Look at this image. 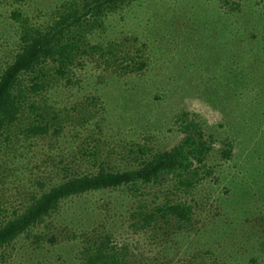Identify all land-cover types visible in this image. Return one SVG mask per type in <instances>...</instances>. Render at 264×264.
I'll return each mask as SVG.
<instances>
[{
	"label": "rangeland",
	"instance_id": "374dc122",
	"mask_svg": "<svg viewBox=\"0 0 264 264\" xmlns=\"http://www.w3.org/2000/svg\"><path fill=\"white\" fill-rule=\"evenodd\" d=\"M63 1L0 0V61H9L18 47L20 25L12 19L13 11H27L30 23H43ZM228 10L225 0H136L111 15L105 38L134 40L153 64L151 69L123 80L109 71L112 77L105 80L107 71L92 58V63L71 71L69 82H54L35 95L38 107L25 109L18 136L0 149L2 205L12 212L32 195L76 173L74 161L88 139H100L105 153L116 152L109 158L111 168L126 169L140 161V154L130 148L147 144L169 149L182 139L183 111L198 114L216 128L225 126L221 109L210 105L193 84L185 90L188 79L180 65L223 50L221 23L231 19H224ZM99 98L100 107H95L92 103ZM35 123H50L52 132L27 136L23 127ZM54 129L61 131L55 134ZM263 131L264 123L256 126L237 142L230 160L201 175L193 193L183 196L199 203L188 228L158 237L149 230L135 231L127 219L123 191L90 193L63 203L59 213L34 228L30 237L6 249L7 259L0 257V264H71L80 254L79 244L69 239L71 233L103 223L118 230L120 244L134 264H172L184 250L203 253L207 264H264ZM226 212H232L231 219ZM38 233L54 241L45 238L34 245ZM228 244L231 247H225Z\"/></svg>",
	"mask_w": 264,
	"mask_h": 264
},
{
	"label": "trees",
	"instance_id": "16d2710c",
	"mask_svg": "<svg viewBox=\"0 0 264 264\" xmlns=\"http://www.w3.org/2000/svg\"><path fill=\"white\" fill-rule=\"evenodd\" d=\"M135 1L64 0L43 23H30L27 11L11 13L20 32L11 59L0 61V149L18 136L17 127L25 109L38 107L33 97L54 82H69L75 67L97 61L96 65L107 71L105 80L112 77L109 71L123 80L151 69L153 64L134 40L105 38L109 33L108 18ZM225 5L229 10L223 12L224 19H231L221 23L223 50L180 65L188 79L185 90L193 84L210 105L221 109L225 126L223 123L216 128L198 114L183 111L179 116L182 139L169 149L147 144L130 148V152L140 154V161L136 167L126 169L111 168L109 158L116 152L105 153L100 139H88L74 161L76 173L32 195L12 212L0 202L3 261L7 259L6 249H14L24 236L30 237L34 228L59 213L63 203L90 193L123 191L121 197L128 204L130 226L135 231L149 230L154 237L193 225L194 208L199 203L183 196L193 193L201 175L211 174L230 160L237 142L264 123V0H225ZM234 43H238L236 48ZM101 102L99 98L92 104L100 107ZM22 131L27 136H46L52 129L50 123H35ZM60 131L53 130L55 134ZM224 215L231 219L232 212ZM108 219L105 217L106 222ZM105 225L71 233L70 241L80 247V254L72 258L73 264L78 260V264H134L120 244L118 230ZM34 236V245H40L45 238L51 242L55 238L47 233ZM172 264L207 261L203 253L184 250Z\"/></svg>",
	"mask_w": 264,
	"mask_h": 264
}]
</instances>
